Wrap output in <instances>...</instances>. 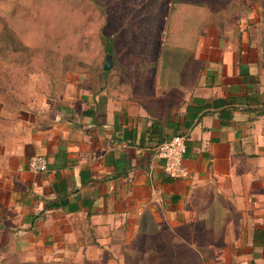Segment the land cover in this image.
Listing matches in <instances>:
<instances>
[{
    "label": "crops",
    "instance_id": "crops-1",
    "mask_svg": "<svg viewBox=\"0 0 264 264\" xmlns=\"http://www.w3.org/2000/svg\"><path fill=\"white\" fill-rule=\"evenodd\" d=\"M176 3L179 43L131 60L128 82L0 120V231L22 250L122 264L175 244L264 264V0ZM177 135L187 174L171 178L156 147Z\"/></svg>",
    "mask_w": 264,
    "mask_h": 264
},
{
    "label": "rangeland",
    "instance_id": "rangeland-1",
    "mask_svg": "<svg viewBox=\"0 0 264 264\" xmlns=\"http://www.w3.org/2000/svg\"><path fill=\"white\" fill-rule=\"evenodd\" d=\"M176 0H0V120L20 110L65 108L64 99L96 90L106 76H131V60L154 59L179 43ZM111 49L113 70L104 74ZM0 231V264H105L91 257L54 260L22 250ZM158 248L160 258L153 260ZM122 264H205L189 245H145Z\"/></svg>",
    "mask_w": 264,
    "mask_h": 264
},
{
    "label": "built area",
    "instance_id": "built-area-1",
    "mask_svg": "<svg viewBox=\"0 0 264 264\" xmlns=\"http://www.w3.org/2000/svg\"><path fill=\"white\" fill-rule=\"evenodd\" d=\"M186 151V139L182 135L169 138L159 143L156 147V155L163 159V169L171 178L186 176L183 167V156ZM28 169L32 172H42L47 169V160L42 155H33L27 162Z\"/></svg>",
    "mask_w": 264,
    "mask_h": 264
},
{
    "label": "water",
    "instance_id": "water-1",
    "mask_svg": "<svg viewBox=\"0 0 264 264\" xmlns=\"http://www.w3.org/2000/svg\"><path fill=\"white\" fill-rule=\"evenodd\" d=\"M111 58H112V55L110 53H108L106 55V58L104 60L103 66H102L104 70H108L112 67V59Z\"/></svg>",
    "mask_w": 264,
    "mask_h": 264
},
{
    "label": "trees",
    "instance_id": "trees-1",
    "mask_svg": "<svg viewBox=\"0 0 264 264\" xmlns=\"http://www.w3.org/2000/svg\"><path fill=\"white\" fill-rule=\"evenodd\" d=\"M108 52H110L111 54V49H110V46H108ZM104 72H108L109 70H103Z\"/></svg>",
    "mask_w": 264,
    "mask_h": 264
}]
</instances>
